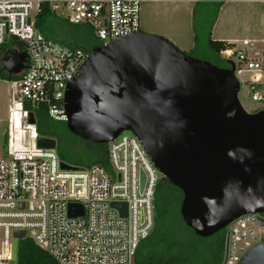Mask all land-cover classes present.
Listing matches in <instances>:
<instances>
[{
	"label": "built area",
	"instance_id": "1",
	"mask_svg": "<svg viewBox=\"0 0 264 264\" xmlns=\"http://www.w3.org/2000/svg\"><path fill=\"white\" fill-rule=\"evenodd\" d=\"M43 3L71 22L91 25L100 45L142 30L141 0H0V58L10 49L28 53L27 66L10 79L8 139L0 155V264H14L15 230H26L27 237L35 232L32 238L45 242L61 264H134L138 245L154 225L161 173L130 130L108 142L109 167L64 168L56 147L38 146L35 107L44 105L51 117L67 121L68 83L90 54L38 30L35 19ZM233 43L221 55L235 61L239 92L247 84L251 98L264 101V40L244 37ZM115 201L127 203L126 215L112 205ZM70 202L81 203L84 215L71 216ZM260 214L264 218V211ZM226 228L225 264H240L247 250L262 241L264 219L245 213Z\"/></svg>",
	"mask_w": 264,
	"mask_h": 264
},
{
	"label": "water",
	"instance_id": "2",
	"mask_svg": "<svg viewBox=\"0 0 264 264\" xmlns=\"http://www.w3.org/2000/svg\"><path fill=\"white\" fill-rule=\"evenodd\" d=\"M27 57L26 50L10 49L1 66L18 74ZM226 61L229 66L198 58L163 35L139 30L92 48L65 92L66 123L74 134L108 143L130 130L141 139L161 175L182 190L181 215L200 236L241 214L264 219V109L245 108L235 61ZM37 143L57 147L50 136L40 135ZM61 165L75 167L64 160ZM145 178L142 170L141 189ZM112 205L127 214L126 202ZM84 212L81 203L70 202L71 216ZM14 235L16 264L19 239L28 234ZM228 245L229 231L221 264ZM240 264H264V235Z\"/></svg>",
	"mask_w": 264,
	"mask_h": 264
},
{
	"label": "trees",
	"instance_id": "3",
	"mask_svg": "<svg viewBox=\"0 0 264 264\" xmlns=\"http://www.w3.org/2000/svg\"><path fill=\"white\" fill-rule=\"evenodd\" d=\"M225 0H198L193 10V28L195 42L198 41L201 31L200 19L205 26L207 45L212 51L214 63L221 66H229L221 55V50L234 45L212 37V29L218 17L220 8ZM35 25L45 36L85 50L101 44L96 37L91 25L74 23L67 18L50 11L47 3H43L37 13ZM4 69L0 67V73ZM10 79H16L19 75H8ZM37 128L41 135L57 139V151L61 159L71 164H79L83 161L78 155L77 149L83 148L91 157L89 166L100 163L109 167L108 143H96L86 140L73 132L67 126L66 121L54 119L49 115L46 106L35 107ZM70 135L74 136V138ZM84 140L85 145L80 140ZM7 145V144H6ZM170 186L181 192L179 204L182 201L183 192L161 175L156 187L154 197L155 221L150 234L141 240L138 245L134 264H221L225 254V240L227 229L210 236H200L183 220L178 202L170 192ZM16 264H61L55 260L48 251L39 245L32 237L19 240L18 256Z\"/></svg>",
	"mask_w": 264,
	"mask_h": 264
},
{
	"label": "rangeland",
	"instance_id": "4",
	"mask_svg": "<svg viewBox=\"0 0 264 264\" xmlns=\"http://www.w3.org/2000/svg\"><path fill=\"white\" fill-rule=\"evenodd\" d=\"M176 4L179 7L175 8V4H168V6H166L161 2L157 4L158 6H156L149 0H142L140 13L141 29L143 31L163 35L172 40L176 45H178L187 53L198 58L207 59L213 62L214 57L212 51L207 45V36L204 31L205 26L208 25V22L206 21L204 23L200 19L199 24L203 30L201 31L198 41L195 42V33L193 28L194 8L190 9L186 3ZM180 35H184L185 39H187L185 37L187 35L189 43L183 42V40L180 38ZM13 43H17V41H13ZM8 75L9 74L5 71H3V73H0V155H3L5 153L8 139V117L10 112L9 103L11 90L13 88ZM246 85H243L239 92V97L245 108L249 111L264 108V101L253 100L250 93L247 92ZM71 136L72 135H70V137ZM72 137L74 138V136ZM78 140L81 141L83 146L85 145L86 141L81 139ZM78 147V145L75 146V149H77L78 155L82 156L83 161L75 165H88L87 162L91 160V157L88 155V153H86L84 147L80 149ZM170 192H172L173 196L176 198L174 202H178L179 204L181 192L173 186H170ZM180 206L181 203L179 204L178 209H180Z\"/></svg>",
	"mask_w": 264,
	"mask_h": 264
},
{
	"label": "crops",
	"instance_id": "5",
	"mask_svg": "<svg viewBox=\"0 0 264 264\" xmlns=\"http://www.w3.org/2000/svg\"><path fill=\"white\" fill-rule=\"evenodd\" d=\"M149 1L156 6L160 2L166 6L175 4V8L179 7L176 3H186L192 9L198 0ZM185 37L187 39L180 35L183 42L189 43L187 35ZM212 37L228 42L244 37L264 40V0H225L214 23Z\"/></svg>",
	"mask_w": 264,
	"mask_h": 264
},
{
	"label": "flooded vegetation",
	"instance_id": "6",
	"mask_svg": "<svg viewBox=\"0 0 264 264\" xmlns=\"http://www.w3.org/2000/svg\"><path fill=\"white\" fill-rule=\"evenodd\" d=\"M6 72V71H5Z\"/></svg>",
	"mask_w": 264,
	"mask_h": 264
}]
</instances>
